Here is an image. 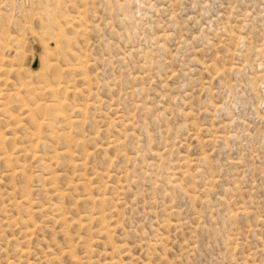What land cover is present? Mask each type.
<instances>
[{
    "label": "rangeland",
    "instance_id": "rangeland-1",
    "mask_svg": "<svg viewBox=\"0 0 264 264\" xmlns=\"http://www.w3.org/2000/svg\"><path fill=\"white\" fill-rule=\"evenodd\" d=\"M0 264H264V0H0Z\"/></svg>",
    "mask_w": 264,
    "mask_h": 264
}]
</instances>
